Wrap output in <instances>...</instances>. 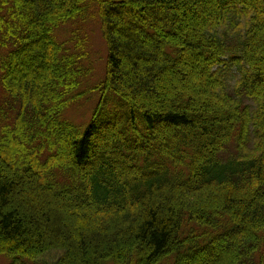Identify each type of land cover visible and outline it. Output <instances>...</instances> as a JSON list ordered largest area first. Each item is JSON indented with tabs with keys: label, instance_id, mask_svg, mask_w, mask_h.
<instances>
[{
	"label": "trees",
	"instance_id": "obj_1",
	"mask_svg": "<svg viewBox=\"0 0 264 264\" xmlns=\"http://www.w3.org/2000/svg\"><path fill=\"white\" fill-rule=\"evenodd\" d=\"M93 18L108 58L81 128L86 40L57 34ZM52 252L264 264V0H0V256Z\"/></svg>",
	"mask_w": 264,
	"mask_h": 264
},
{
	"label": "rangeland",
	"instance_id": "obj_2",
	"mask_svg": "<svg viewBox=\"0 0 264 264\" xmlns=\"http://www.w3.org/2000/svg\"><path fill=\"white\" fill-rule=\"evenodd\" d=\"M78 37L86 40L88 60L85 64L92 67L93 72L86 78L82 88L78 90V93L86 92V95L71 104L66 110L65 117L77 126L86 128L90 125L94 110L101 99L100 92L93 90V88L101 84L105 78L108 49L103 38L101 24L94 18L64 26L60 28L57 34V40L60 43H65L70 49H74ZM232 74H237L236 68H232ZM234 82L235 80L230 82L232 87ZM58 257V252H52L36 261L24 260L17 262V264H55ZM0 264H11V261L5 256H0Z\"/></svg>",
	"mask_w": 264,
	"mask_h": 264
}]
</instances>
